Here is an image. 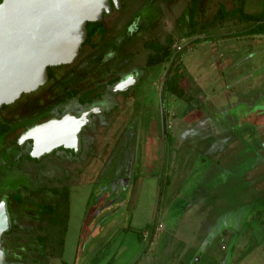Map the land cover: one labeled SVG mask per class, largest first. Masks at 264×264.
I'll use <instances>...</instances> for the list:
<instances>
[{
    "label": "rangeland",
    "instance_id": "rangeland-1",
    "mask_svg": "<svg viewBox=\"0 0 264 264\" xmlns=\"http://www.w3.org/2000/svg\"><path fill=\"white\" fill-rule=\"evenodd\" d=\"M263 1L246 0L244 12H260ZM121 4L103 19L106 34L92 42L97 50L111 54L106 66L110 70L103 76L99 72L104 67L91 70L85 81L115 80L135 72L140 77L129 95L117 97L109 125L95 133L94 141L105 158L121 134V122L138 115L148 144L145 162L139 163L140 168L133 166L129 188L115 195V208L110 206L114 209L108 213L103 208L107 192L102 200L100 196L110 180L116 182L113 164L106 165L103 175L74 177L65 190L64 237V217L48 226L46 250L32 241L33 236L44 235L43 223L37 233H22L23 240L32 244L19 243L18 254L24 259L19 264H36L31 258L38 259L37 264H134L136 259L138 264H175L176 259L191 264L194 257L204 260L202 264H230L228 260L264 264V36H239L250 24L237 14L216 18L219 6L233 10V0H198L194 28L189 26L191 0H121ZM136 26L142 30L130 34ZM155 44L166 47L169 58L148 67ZM93 47L86 44L59 75L90 57ZM176 68L180 74L175 85L184 91L182 98L165 91L164 81ZM48 86L44 92L28 94L30 100L22 99L20 108L8 107L2 113L26 116L38 100L44 104L50 99ZM163 111L175 145L178 140L184 143L174 150L172 162L171 145H163L160 133L149 130L152 123L160 125ZM164 153L170 170L161 163ZM163 174L168 175V186ZM26 197L36 204L53 203L39 194ZM59 208L65 215L63 205ZM155 225L160 231L153 233ZM173 244L177 253L167 259L164 245Z\"/></svg>",
    "mask_w": 264,
    "mask_h": 264
},
{
    "label": "flooded vegetation",
    "instance_id": "flooded-vegetation-1",
    "mask_svg": "<svg viewBox=\"0 0 264 264\" xmlns=\"http://www.w3.org/2000/svg\"><path fill=\"white\" fill-rule=\"evenodd\" d=\"M197 4L198 0H191V8L189 9L190 28L193 27L192 21L195 14L194 9L198 6ZM121 6L122 4L120 0V7L118 9H121ZM221 7L222 6H219V13L216 15V18L221 19L230 17L220 15ZM118 9L114 8L112 5L110 13L113 10ZM106 15L108 14H104L102 20L98 22L101 23L104 28L105 26L102 21ZM239 18L242 21L249 23L250 28L252 27L251 22L246 21L244 18ZM133 30L134 32H130V34H135L142 29H140L139 26H136ZM104 34H106V31ZM97 35L103 34H100L99 31H97L94 37ZM260 35L264 36V34L248 33L247 30L245 34H241L239 36H249L252 38L253 36ZM94 37L91 41L86 42L87 39L85 40L79 49L78 55L71 63L49 67L47 69L48 78L45 84L31 93L21 95V97L15 102L9 105H4L0 108V202L3 200L6 202L10 219V227L1 237L5 253V263L7 260L8 264H19L22 262L23 258H21V255L18 254L22 251L20 250L22 249V246H20L19 243H24L25 241L23 240L24 237L21 235H23L22 233H37L35 230L41 229L38 227L40 223H43L42 229L44 231V235L33 236L32 241L35 240L38 242L42 248V245L44 244L43 240L48 237V234L46 233L47 228L52 222L51 214H48L43 210L47 207L54 208L60 198V195L67 190L66 187L70 183H74V177L87 176L92 178V176L103 175V173H106L104 172L106 165L111 163L113 164L112 172L116 182L113 184L114 181L110 180L109 184H106L108 186L104 189L102 188L103 193L102 196H100V199L102 200L105 198L104 192H107V198L103 204V208H106L105 210H107L108 213L115 208V195L117 193L121 194L122 191L129 188V184L132 179L133 166L135 165L137 169L140 168L139 163L143 166V163L145 162V156H147L148 150L145 146L148 144L146 143V135H144L145 131H143L141 126H138V115H132L128 121L121 122V134L119 133L117 140L112 144V148L108 151L105 158H102V154H99L97 150V145L94 141L95 133H98L99 129L103 127L105 129L107 125H109V123L107 124L106 122L115 113L118 106L117 97L129 95L131 90L139 82L140 75L139 72H135L129 73L125 76H120L115 80H103L100 78L95 82L85 81L89 76H91L90 73H92L96 68L104 67V69L99 72L101 75L106 73V70H110L106 66L108 61H110L111 54L107 53L106 55L109 59H105L106 55L96 49L98 48L96 44L93 45L94 43L92 42ZM86 44L94 46L93 51L94 49L95 51L92 55L85 59L77 67L73 66L72 69L67 71L65 74L59 75V70L72 65L76 61ZM155 45V47L161 46L158 44ZM155 47L151 46V49ZM178 50H180V47ZM156 54L157 51L155 49L148 56V67H151L148 65L149 59L154 57ZM91 70L93 71L91 72ZM179 74L180 70H177L176 68L174 75L165 79V91L167 90L168 85L176 86L175 81ZM101 75H99V77ZM48 84L49 86L47 87V90L49 93L48 96L51 95L50 99L43 100L44 104H39L41 103V100H38L35 105L31 101L32 104L36 106L34 111H31L26 116L18 113V116L16 115L13 118L10 117L11 112L5 113V115L2 113V111L8 107L20 108L22 106L20 101L22 99H29L28 94L31 96L38 92H44L46 90L45 86ZM38 98H40V96ZM23 108L24 106L21 109ZM69 115L78 118L87 115L90 119L88 124L83 127L80 132L79 149L76 150L75 148L67 149L64 147H58L49 153L40 155L37 158L32 157L31 155L34 149V143L32 140H23V136L31 129L55 120H62ZM163 115L164 116L160 120V125L157 127L156 123H152L149 126V130L152 129V131H158V133H160L159 141L163 143V145H166V143H168L169 146L171 145L172 157L170 162H172L175 158L173 155L175 152L174 150H178V146L184 143L178 140L177 144L179 145H175V140L172 139L167 131V119L164 111ZM192 150H194V148L190 147L189 151L191 152ZM165 154L166 153H164L161 158L163 166L167 164L165 161ZM152 160L154 159L151 158V161ZM95 163L98 164L94 165ZM168 166L170 170V164H167V167ZM163 171L164 170H162L161 173H163ZM115 172L116 175H114ZM135 175L136 178L139 177L138 170ZM163 176H165V174H163ZM166 178H168V175L165 176L163 184L168 186L169 184L167 183H169L168 181L170 180ZM135 181L136 180H134L131 184L132 187H135ZM52 184H58V187L50 186ZM27 194H39L45 196L46 198L53 199V203L36 204L35 202L26 199ZM178 195L179 192L177 191L176 196L174 197H177ZM109 196H112V198H109ZM188 203L189 200L186 201V204L182 209L187 210L186 206L188 207ZM25 206H30L31 208H27ZM110 206H114V208L110 209ZM14 228L15 232L10 234ZM156 229L157 231H160V228H156L155 225L153 233ZM25 244L30 245L32 243L26 241ZM151 246L152 243L150 242L147 249L149 250ZM164 247L165 252L168 253L167 259L175 257L177 252L174 253V250L175 248L178 250L176 244H173L172 247L171 245H164ZM142 254L147 253L144 252ZM40 257L43 259L42 256ZM30 260L31 263L35 262L37 264L38 259L31 258ZM176 260L175 264H182L181 262H178V259ZM203 261L200 257H194L191 264H202ZM228 262L231 264L232 261L228 260ZM168 263H170L169 260ZM232 263H235V261Z\"/></svg>",
    "mask_w": 264,
    "mask_h": 264
},
{
    "label": "water",
    "instance_id": "water-1",
    "mask_svg": "<svg viewBox=\"0 0 264 264\" xmlns=\"http://www.w3.org/2000/svg\"><path fill=\"white\" fill-rule=\"evenodd\" d=\"M120 0H1L0 1V108L31 93L47 81V69L71 63L87 39V26L102 20ZM164 116V115H163ZM90 121L67 116L29 130L32 157L58 147L79 149L80 132ZM10 219L0 202V264H5L2 235Z\"/></svg>",
    "mask_w": 264,
    "mask_h": 264
},
{
    "label": "trees",
    "instance_id": "trees-1",
    "mask_svg": "<svg viewBox=\"0 0 264 264\" xmlns=\"http://www.w3.org/2000/svg\"><path fill=\"white\" fill-rule=\"evenodd\" d=\"M1 1V0H0ZM234 8L231 12H226L224 11L223 7L220 8V15H235L237 14L239 17L244 18L246 21L251 22L252 27L248 30V33H253V34H264V1H263V6L260 12L258 13H253V14H246L244 12V7L246 4V0H234ZM99 31L100 34H104L105 33V28L102 26L101 23H89L87 26V40L91 41L92 38L94 37V35L96 34V32ZM157 54L154 57H151L149 59L148 65L149 66H155L158 64L163 63L165 60H168L169 58V51L167 48H163L161 46H157L155 47ZM167 90L169 92H171L172 94L178 96L179 98L184 97V91L179 89L177 86H172V85H168L167 86ZM63 205V210L65 211V215H61L59 214L60 208ZM44 212L51 214V223H57V221H60L61 218L60 217H64V225H63V229H62V235L64 237L65 235V227H66V222L67 220H65L66 217H68V195L65 192H63L60 195V198L58 199L56 205L54 206V208L52 207H47L43 210ZM55 223V224H56ZM47 240L48 237L43 240L44 244L42 245V249L46 250L48 248L47 246ZM60 249L63 248V240L60 243ZM109 264V263H108ZM112 264V262L110 263Z\"/></svg>",
    "mask_w": 264,
    "mask_h": 264
},
{
    "label": "crops",
    "instance_id": "crops-1",
    "mask_svg": "<svg viewBox=\"0 0 264 264\" xmlns=\"http://www.w3.org/2000/svg\"><path fill=\"white\" fill-rule=\"evenodd\" d=\"M139 261H140V260H137V259H136V260L134 261V264H138Z\"/></svg>",
    "mask_w": 264,
    "mask_h": 264
},
{
    "label": "bare ground",
    "instance_id": "bare-ground-1",
    "mask_svg": "<svg viewBox=\"0 0 264 264\" xmlns=\"http://www.w3.org/2000/svg\"><path fill=\"white\" fill-rule=\"evenodd\" d=\"M122 86H123V84H122Z\"/></svg>",
    "mask_w": 264,
    "mask_h": 264
}]
</instances>
